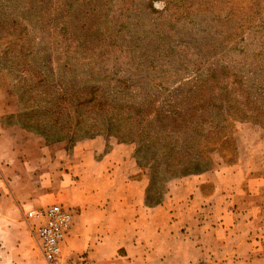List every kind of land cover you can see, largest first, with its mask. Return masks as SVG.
Wrapping results in <instances>:
<instances>
[{
	"label": "rangeland",
	"instance_id": "374dc122",
	"mask_svg": "<svg viewBox=\"0 0 264 264\" xmlns=\"http://www.w3.org/2000/svg\"><path fill=\"white\" fill-rule=\"evenodd\" d=\"M71 81L114 97L121 91L128 106L177 107L181 131L196 121L219 136L231 134V145L209 153L207 172L263 162L264 0H0V149L14 150L22 167L16 174L23 172L26 183L37 182L33 174L47 179L51 164L70 160L75 145L98 139L109 150L118 143L106 134L46 143L19 124L22 88L38 93ZM51 179L41 205L6 218L0 210V264H44L26 212L65 205L59 176Z\"/></svg>",
	"mask_w": 264,
	"mask_h": 264
},
{
	"label": "crops",
	"instance_id": "0c3cea01",
	"mask_svg": "<svg viewBox=\"0 0 264 264\" xmlns=\"http://www.w3.org/2000/svg\"><path fill=\"white\" fill-rule=\"evenodd\" d=\"M14 154L0 149L2 216L41 205L58 175L65 205L76 210L63 247L74 264H264V161L184 179L150 208L148 180L124 144L75 145L47 179L33 174V185L16 174L22 167Z\"/></svg>",
	"mask_w": 264,
	"mask_h": 264
},
{
	"label": "trees",
	"instance_id": "16d2710c",
	"mask_svg": "<svg viewBox=\"0 0 264 264\" xmlns=\"http://www.w3.org/2000/svg\"><path fill=\"white\" fill-rule=\"evenodd\" d=\"M96 79L90 75V83ZM70 83L74 81L50 83L51 87L38 93L22 88L19 124L41 134L46 143L74 144L106 134L115 137L118 144L136 145L133 158L141 176L148 180L146 205L150 208L163 203L171 180L206 173L211 163L209 153L233 141L231 134L219 136L196 121L184 122V131L178 130V117L183 112L177 107L156 108L148 102L128 106L119 99L124 94L121 91L114 92V97L96 84ZM152 149L157 152L152 153Z\"/></svg>",
	"mask_w": 264,
	"mask_h": 264
},
{
	"label": "built area",
	"instance_id": "2783aa9c",
	"mask_svg": "<svg viewBox=\"0 0 264 264\" xmlns=\"http://www.w3.org/2000/svg\"><path fill=\"white\" fill-rule=\"evenodd\" d=\"M75 214L73 208L63 204L32 208L26 212V220L33 222L44 264H74L64 254L63 247Z\"/></svg>",
	"mask_w": 264,
	"mask_h": 264
}]
</instances>
